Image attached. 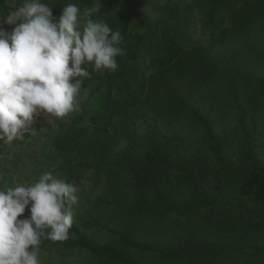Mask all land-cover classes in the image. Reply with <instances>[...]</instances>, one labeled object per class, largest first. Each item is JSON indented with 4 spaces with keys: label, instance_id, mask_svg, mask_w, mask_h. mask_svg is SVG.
<instances>
[{
    "label": "rangeland",
    "instance_id": "374dc122",
    "mask_svg": "<svg viewBox=\"0 0 264 264\" xmlns=\"http://www.w3.org/2000/svg\"><path fill=\"white\" fill-rule=\"evenodd\" d=\"M95 1L99 10L94 18L103 19L123 37L120 45L123 55L117 57L118 68L111 73L120 86L130 82L123 88L117 85L114 93L119 100L128 98L131 92L138 96L131 109L133 115L128 114L126 120L128 129L138 139L130 156L156 170L153 183L145 188L148 208L139 212L135 207L139 188L124 161L127 144L120 136L125 118L116 117V126L107 132L97 131L93 123V111L101 96L97 85L109 70L92 71L85 79L79 112L63 118L41 114L31 125V137L11 145L2 143L3 148H9L10 163L13 157L19 160L17 170L9 168L15 185L34 182L49 171L75 183L78 203L73 209V225L86 239L102 245L126 249L118 235L125 232L133 239L164 250L180 240L184 227H191L200 241H209V245L219 250L215 256L210 254L204 264H264V248H257L255 254L224 249L222 230L212 227L214 214L199 207L174 181L181 164L198 159L204 174L202 185L199 181L203 196L224 204L235 200L240 189L238 182L218 181L212 145L192 119L193 112L210 119L216 138L222 143L223 155L236 161L239 140L236 118L240 109H244L256 153L264 163V87L260 85V79L264 78V0H216L214 6L209 0H132L148 20L166 31L159 32L149 50L142 48L144 61L134 58L132 53L134 28L130 27L126 34L122 32L125 4L120 0ZM10 5L18 6L15 0ZM2 26L8 31L14 27ZM173 44L178 45L176 52L184 61L176 58ZM121 72L128 77L122 79ZM80 114L84 118L78 122ZM75 126L88 137L106 143L99 156L88 157V167L78 179L64 173V160L59 152L62 149L59 145ZM149 155L168 161L171 165L168 177L159 165L147 164L145 158ZM161 200L169 210L157 209ZM78 240L73 233L64 241L42 240L41 264H111L79 248ZM126 250L139 264H181L165 262L156 254Z\"/></svg>",
    "mask_w": 264,
    "mask_h": 264
},
{
    "label": "clouds",
    "instance_id": "9594fccd",
    "mask_svg": "<svg viewBox=\"0 0 264 264\" xmlns=\"http://www.w3.org/2000/svg\"><path fill=\"white\" fill-rule=\"evenodd\" d=\"M99 9L69 3L57 19L44 0H22L0 14V141L11 145L32 132L35 118L81 110L92 71H115L123 37ZM2 25L14 26L11 31ZM75 183L52 172L31 183L0 187V264H41L42 240L64 241L78 203ZM30 216H24L26 209Z\"/></svg>",
    "mask_w": 264,
    "mask_h": 264
},
{
    "label": "trees",
    "instance_id": "16d2710c",
    "mask_svg": "<svg viewBox=\"0 0 264 264\" xmlns=\"http://www.w3.org/2000/svg\"><path fill=\"white\" fill-rule=\"evenodd\" d=\"M10 1L0 0V14H7L11 10ZM126 6V13L121 23L122 32L126 34L130 27L134 28V46L132 53L134 58L144 61V49H150L154 41L159 35L166 33L164 29H160L156 24L148 20L141 10L132 2V0H120ZM216 0H209L214 6ZM53 7V15L57 19L62 14L63 7L66 4H78L81 9L85 7H96L95 0H44ZM22 0H15V5H20ZM178 45L173 44L172 51L176 58L182 62L184 57L177 53ZM134 73L138 72L133 69ZM112 71L105 72L99 79L97 91L101 93L100 100L97 103V109L93 111L94 125L97 131H109L116 126V117H123L122 125L120 126V136L123 137L127 146L123 156L127 167L131 169V175L134 185L139 188V197L137 199L136 209L143 212L148 208V201L145 194V188L152 184L156 170L151 169L152 166L145 167L140 164L135 158L130 155L135 152L136 141L135 133L128 129V114H132L133 103L137 101L138 96L131 92L122 100L114 93L118 87H127L130 82H124L119 85L116 76H112ZM120 77L127 78L125 72H121ZM137 78V75L134 79ZM142 79V77L140 78ZM135 81V80H134ZM142 82V80H140ZM260 85L264 87V78L260 79ZM133 115V114H132ZM84 116L80 114L78 122L83 120ZM247 114L244 109H240L236 118L238 127V157L236 161L227 159L223 155V146L218 138H216L214 127L210 119L198 112H193L192 119L197 123L204 132L205 139L212 145V155L214 160V169L217 171L216 177L218 181L224 183L226 180L240 183L238 196L235 200L228 203L218 204L217 200H209L207 196H203L200 190L199 181L203 180V169L199 166L198 159H194L187 164H181L178 169V174L174 177L175 183L188 192L190 198L202 209H207L211 214H214L215 222L212 226L214 230H222L225 239V248L229 250L238 249L242 252L255 254L257 248H264V163L261 161L255 150L254 139L247 123ZM126 125V127H124ZM32 132L26 134V137H31ZM93 138V139H92ZM88 137L83 130L75 126L65 136V140L61 142L59 147L62 149L59 152L64 160L62 170L73 179H78L86 170L89 164L88 157L99 156L103 146L106 143L95 137ZM110 139V138H109ZM2 141H0V157L4 155L2 152ZM95 152V154H94ZM147 164L159 165L168 171L170 165L168 161L160 160L153 155L145 158ZM3 163L0 162V168ZM171 166V165H170ZM85 170V171H84ZM13 173L7 177V186H15V180L12 178ZM161 174V172H160ZM159 174V175H160ZM168 177V172L165 174ZM164 177L163 175L161 178ZM225 178V179H223ZM160 211L169 210L166 202L163 200L158 203ZM29 210L26 209L24 218L28 217ZM213 216V217H214ZM183 236L177 243H174L167 249L155 248L153 245L142 243L133 239L127 233H119L126 249L136 251L139 254H156L165 262L181 263V264H204L208 261L210 254L215 256L219 250L215 246L209 245V241H200L194 233L193 228L184 227ZM69 233L78 236L79 240L76 245L88 251L95 257L104 258L111 264H139L138 260L126 249L116 248L111 245H102L90 239H86L80 229L73 225ZM43 242V241H42ZM44 243H41L40 250L43 249ZM39 250V251H40ZM227 250V249H226ZM250 251V252H249Z\"/></svg>",
    "mask_w": 264,
    "mask_h": 264
},
{
    "label": "crops",
    "instance_id": "0c3cea01",
    "mask_svg": "<svg viewBox=\"0 0 264 264\" xmlns=\"http://www.w3.org/2000/svg\"><path fill=\"white\" fill-rule=\"evenodd\" d=\"M8 149V147L2 148L4 155L0 157V162L3 163L0 168V187H4L5 185L7 186V173L10 174L9 168H12V170L15 171L19 166V160H17L16 157H13L14 159L11 158L12 161L10 163V154ZM7 160H9V162H6Z\"/></svg>",
    "mask_w": 264,
    "mask_h": 264
}]
</instances>
